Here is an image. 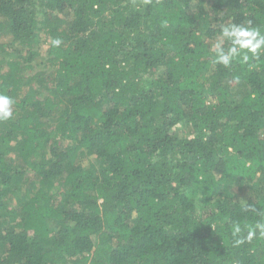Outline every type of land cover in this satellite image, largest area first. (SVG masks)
I'll return each mask as SVG.
<instances>
[{
    "label": "trees",
    "instance_id": "obj_1",
    "mask_svg": "<svg viewBox=\"0 0 264 264\" xmlns=\"http://www.w3.org/2000/svg\"><path fill=\"white\" fill-rule=\"evenodd\" d=\"M249 20L264 0H0V264H264L232 231L264 218V51H211Z\"/></svg>",
    "mask_w": 264,
    "mask_h": 264
},
{
    "label": "clouds",
    "instance_id": "obj_2",
    "mask_svg": "<svg viewBox=\"0 0 264 264\" xmlns=\"http://www.w3.org/2000/svg\"><path fill=\"white\" fill-rule=\"evenodd\" d=\"M52 47H60L62 40L54 38L50 41ZM214 64L230 67L234 62L247 63L251 57H258L264 51V31L260 27L254 26L249 20L246 24H224L220 29L219 38L211 45ZM238 80V77L236 78ZM15 99L3 92H0V122H6L13 118ZM245 210L257 213L258 217H264V212H260L252 204H246ZM236 244L243 243L244 240L251 241L259 236L264 238V218H258L253 224L242 226L236 222L232 226ZM243 233V236L241 234Z\"/></svg>",
    "mask_w": 264,
    "mask_h": 264
},
{
    "label": "rangeland",
    "instance_id": "obj_3",
    "mask_svg": "<svg viewBox=\"0 0 264 264\" xmlns=\"http://www.w3.org/2000/svg\"><path fill=\"white\" fill-rule=\"evenodd\" d=\"M37 10H38V8L36 7V8H35V11H37ZM36 16L39 17L40 15L37 14ZM187 134H189V135L191 136L192 133H191L190 130H188V131H187ZM83 164H87L86 161H85ZM249 194H251V192H245V191H244V192H240V193H238V195H237L236 197H238L240 200H243V201H244V200L247 199V197L249 196Z\"/></svg>",
    "mask_w": 264,
    "mask_h": 264
}]
</instances>
